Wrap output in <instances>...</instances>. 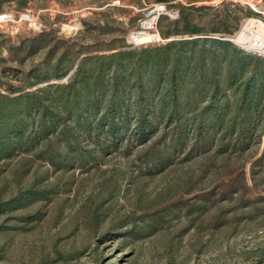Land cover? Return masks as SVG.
I'll list each match as a JSON object with an SVG mask.
<instances>
[{
	"label": "rangeland",
	"instance_id": "obj_1",
	"mask_svg": "<svg viewBox=\"0 0 264 264\" xmlns=\"http://www.w3.org/2000/svg\"><path fill=\"white\" fill-rule=\"evenodd\" d=\"M164 4L179 16L142 29ZM261 11L264 0H0L12 16L0 23L1 100L66 82L96 55L115 57L99 72L86 60L80 79L107 82L114 65L125 89L105 134L89 112L64 128L59 108L48 136L31 133L35 113L0 139V264H264V192L243 206L202 196L264 151V57L229 39ZM144 30L159 37L137 42Z\"/></svg>",
	"mask_w": 264,
	"mask_h": 264
},
{
	"label": "trees",
	"instance_id": "obj_2",
	"mask_svg": "<svg viewBox=\"0 0 264 264\" xmlns=\"http://www.w3.org/2000/svg\"><path fill=\"white\" fill-rule=\"evenodd\" d=\"M115 57V54L103 55V56H89L87 59H83L80 61L79 65L76 67L73 75L69 78L68 81L63 83H55L50 84L43 90H35L29 91L25 94H21L17 98H10L8 96H4L2 100L0 99V113H9L10 109L13 106V102H19L22 98H25L26 101L15 108V113L18 114L17 120L9 121V119H13V115H9L7 117L6 123L0 124V139L4 138V135L15 129L13 134L18 133L21 134L24 128V117L29 116L33 117L35 113H38V124L32 127L31 133L34 131H42L44 133V137L48 136L49 132L54 129V123L47 122V119H54L57 115L67 116L66 123L64 124V128L71 129V124L76 119L81 121V117H84L86 113H91V116L98 117L96 119L95 132L101 127H105L106 129L103 133H107L113 127L114 117L119 113L117 110L120 107L121 102L123 101L125 95V89L121 88L123 86L122 78L118 76L117 71L115 70L118 66H110L114 67V72L111 78L107 82L103 81V77H98L93 79L91 82L88 79L83 78L80 79V75L85 73L84 70V62L86 60H94L93 64H91V68L88 71H102L105 69L106 60L112 59ZM151 60L155 59L156 56L150 55ZM147 57V58H150ZM101 60V62H100ZM150 60V59H148ZM74 65L72 66V68ZM260 67L258 62L253 65L252 74H257L260 72ZM130 73L135 76V82L132 84L134 90L137 92V96L141 101L145 98L143 95V85L141 83V75L139 71L133 70ZM176 74V70H175ZM175 76V75H174ZM173 76V78H174ZM176 77V76H175ZM93 86L95 90L89 92L87 91L86 98L83 99L84 94L83 91L85 88H89ZM132 86H130L131 89ZM48 92V93H41ZM55 94L58 96H54L52 99H45L44 95ZM1 98V95H0ZM33 98V102H29L28 99ZM175 101V99H174ZM53 104V106H52ZM80 105L83 106L80 115L75 114L76 108ZM59 108H63L60 110ZM8 115V114H7ZM172 115V113H171ZM109 116L112 117V120H106L105 118ZM6 118V116H5ZM85 119L84 121H86ZM73 135V134H72ZM1 145L2 143L1 140ZM5 145V144H4ZM1 152V150H0ZM53 164H55V160H50ZM252 189L260 190L264 192V151L263 154L254 160L250 166L249 173L246 171L245 163L241 164L238 167L235 166H226L224 172L222 173L220 182L214 185L209 190L203 191L202 196H204L211 204H215L221 200L225 199H235L239 205H249L254 202V199L251 197Z\"/></svg>",
	"mask_w": 264,
	"mask_h": 264
},
{
	"label": "built area",
	"instance_id": "obj_3",
	"mask_svg": "<svg viewBox=\"0 0 264 264\" xmlns=\"http://www.w3.org/2000/svg\"><path fill=\"white\" fill-rule=\"evenodd\" d=\"M156 12V17L155 19H150L146 20L142 23V29H151V26H154L156 24V20L160 15H167L171 18H177L179 16V12L177 10L172 11L169 10L167 4L160 5L158 8L154 9L152 11V14ZM12 19L11 14L9 13H2L0 12V23L1 22H7ZM250 20V19H247ZM243 24V26L240 28V30L235 33L234 35L229 38L231 41L236 42L234 40V37L239 33V32H244L246 39L242 43L236 42L238 45L241 46L242 49L245 51H248L250 53H253L257 56L264 57V33L261 32V30H258L255 25L247 26L248 22ZM153 33H158L153 32ZM159 34V33H158Z\"/></svg>",
	"mask_w": 264,
	"mask_h": 264
},
{
	"label": "bare ground",
	"instance_id": "obj_4",
	"mask_svg": "<svg viewBox=\"0 0 264 264\" xmlns=\"http://www.w3.org/2000/svg\"><path fill=\"white\" fill-rule=\"evenodd\" d=\"M256 8V7H255ZM262 14L264 15V11H261ZM260 13V12H259ZM251 25H255V27L260 30V29H264V21L261 19H254L251 18L248 22L247 26H251ZM134 33V32H133ZM132 37L137 40V42H147L150 41L151 38L153 37H159L158 33H151L150 31H139L136 32L134 34H132ZM246 39L245 33L244 32H239L235 37L234 40L238 43H242L244 42V40Z\"/></svg>",
	"mask_w": 264,
	"mask_h": 264
}]
</instances>
